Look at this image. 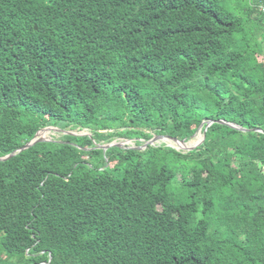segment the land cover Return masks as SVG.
<instances>
[{"label":"trees","instance_id":"trees-1","mask_svg":"<svg viewBox=\"0 0 264 264\" xmlns=\"http://www.w3.org/2000/svg\"><path fill=\"white\" fill-rule=\"evenodd\" d=\"M261 8L0 0V264H264Z\"/></svg>","mask_w":264,"mask_h":264},{"label":"water","instance_id":"water-1","mask_svg":"<svg viewBox=\"0 0 264 264\" xmlns=\"http://www.w3.org/2000/svg\"><path fill=\"white\" fill-rule=\"evenodd\" d=\"M213 123H214L213 121H206V122L202 123V125L199 127L197 133L193 136V137H195L198 133H201L202 134V139H201V141L198 144L194 145L193 147H187V146H185V144H186L185 141H181V140H178V139L170 137V136H154L150 141H148L145 144V148L147 146H155V143H157V142H159L161 140L162 141H167L168 140V141H173L174 143L177 144V146H178L177 148L176 147H172V146H168V147H171L173 149H176L177 151H183V152L193 151L194 149L199 147L204 142L205 137H206V131H207L208 127L211 126ZM219 123L223 124V125H227V126L233 128V129H237V130H241V131H247L246 129H243V128L235 125V124L227 123L225 121H219ZM48 129H53V127H47V128H44V129L40 130L39 132H37L35 137L28 144H26L24 147L20 148L19 150L15 151L14 153H12V154H10V155H8L6 157L0 158V162L9 160L10 158L14 157L15 155H17V154H19V153H21V152H23L25 150L30 149L31 147L35 146L38 143L51 142L48 139L39 137V134H40L41 131H45V130H48ZM254 131L263 133L261 130H254ZM65 134H71V135H74V136H91V135H76V134H72V133H69V132H66ZM113 147L134 149L133 147L124 146L122 143H118V142H112V143L107 144V145H99L98 146V148L102 149L103 151H107L108 149L113 148ZM137 149L142 150L141 148H137Z\"/></svg>","mask_w":264,"mask_h":264},{"label":"rangeland","instance_id":"rangeland-1","mask_svg":"<svg viewBox=\"0 0 264 264\" xmlns=\"http://www.w3.org/2000/svg\"><path fill=\"white\" fill-rule=\"evenodd\" d=\"M45 133L44 138L48 139L50 141H60L62 135H64L68 131H63L60 128L53 127V129H48L45 131H41ZM69 133L76 134V135H91V132L88 130H82V131H70ZM202 139V134L198 133L195 137L191 138L189 141L186 142L185 146L187 147H193L194 145L198 144ZM113 142L122 143L124 146L133 147V148H141L142 150L146 149L145 144L148 141H145L144 139L140 140H125V139H115ZM137 142H140L141 145L138 147ZM155 145L161 146V145H167L172 147H178L176 143L173 141H159L155 143Z\"/></svg>","mask_w":264,"mask_h":264},{"label":"bare ground","instance_id":"bare-ground-1","mask_svg":"<svg viewBox=\"0 0 264 264\" xmlns=\"http://www.w3.org/2000/svg\"><path fill=\"white\" fill-rule=\"evenodd\" d=\"M41 133V132H40ZM44 136H45V133H41V134H39V137H42V138H44ZM190 147V146H189Z\"/></svg>","mask_w":264,"mask_h":264},{"label":"built area","instance_id":"built-area-1","mask_svg":"<svg viewBox=\"0 0 264 264\" xmlns=\"http://www.w3.org/2000/svg\"><path fill=\"white\" fill-rule=\"evenodd\" d=\"M261 11L264 13V8H261Z\"/></svg>","mask_w":264,"mask_h":264}]
</instances>
